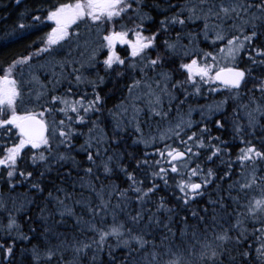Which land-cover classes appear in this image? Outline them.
Masks as SVG:
<instances>
[{
	"label": "snow or ice",
	"instance_id": "snow-or-ice-1",
	"mask_svg": "<svg viewBox=\"0 0 264 264\" xmlns=\"http://www.w3.org/2000/svg\"><path fill=\"white\" fill-rule=\"evenodd\" d=\"M31 2L0 30L47 29L0 61V264H264V0Z\"/></svg>",
	"mask_w": 264,
	"mask_h": 264
},
{
	"label": "trees",
	"instance_id": "trees-1",
	"mask_svg": "<svg viewBox=\"0 0 264 264\" xmlns=\"http://www.w3.org/2000/svg\"><path fill=\"white\" fill-rule=\"evenodd\" d=\"M12 1H13V3H12ZM52 2H55V0H52ZM31 7H33L31 0H27V3H21L19 7H17V5H16V0H0V30L6 29V28L11 30L10 28H12V26L15 24L18 15L25 8H31ZM5 13H7V15H5ZM7 26H9V28ZM35 34H36V36H35ZM21 35H23V37H24L23 39H18L15 37L13 38L12 41L0 39V61H3L10 56H13L14 54H21L23 52L25 46L30 44L31 41L36 39V38H34V36L37 37L41 34H40V32H31L30 35L25 34V33H23ZM109 86L110 85H108V87ZM226 94H227L226 92L221 90L220 95H226ZM115 98L116 97L112 96V98L110 100L113 101ZM246 98L247 97H245V99ZM218 99H219V97H218ZM212 100H215V99H212ZM191 101H192L191 104H197L198 103V102H196L195 99H193ZM205 102L206 101L201 102L199 104H203ZM188 103H190V102L188 101ZM236 103H239V101H236V102H233L232 100L229 101V106L227 108V114L228 115H231L233 108L236 106ZM183 107H184V110L187 111V105H184ZM107 115H108L107 112H105L106 119L103 121L105 124H107L106 121L108 120ZM175 115H176V113H175V111H173L172 116L175 117ZM193 118L199 119L198 114L193 116ZM159 120H160V118L158 117L157 121H159ZM165 123L166 122H161V127H164ZM143 126H144L145 130L147 131L149 126H145V125H143ZM155 128H156V124H155V126H152L153 130H155ZM132 133H133V130H130L129 134L131 135ZM225 136L227 137L228 133H225ZM80 139L81 140L76 141L77 144L82 143L84 137L81 136ZM141 147H143V146L141 145ZM237 147H239V145H237ZM60 150L63 151L64 149L61 148ZM77 155L80 157L81 160L84 159V156L81 155L79 153V151H77ZM80 175L83 176V172H81ZM113 179L119 181L121 183V185L123 186V181L120 180L119 177H114ZM105 182L107 183V181H105ZM18 191L22 192L23 189H18ZM77 210H79V209H77ZM5 215H6V213H4L3 210H0V218H3ZM21 220H23V217H21ZM106 222L110 223L111 219L109 218ZM88 235L91 236L92 234L88 233ZM33 242L35 243L36 241H33ZM71 255H72V253H71V251H69L65 255V259H70ZM85 264H86V262H85Z\"/></svg>",
	"mask_w": 264,
	"mask_h": 264
},
{
	"label": "flooded vegetation",
	"instance_id": "flooded-vegetation-1",
	"mask_svg": "<svg viewBox=\"0 0 264 264\" xmlns=\"http://www.w3.org/2000/svg\"><path fill=\"white\" fill-rule=\"evenodd\" d=\"M12 3H13V1H12ZM201 27H202V24L200 25ZM8 28H9V26H7ZM11 29V28H10ZM44 31H47V29H42L41 30V32H40V34H42V32H44ZM23 34V33H22ZM30 35V34H29ZM35 36H36V34H35ZM34 36V38H36ZM202 46L203 47H205L206 46V43H203L202 44ZM122 47V46H121ZM110 86H109V88H111V84H109ZM112 96H114V97H116L113 101H111L110 99L112 98H110L109 100H108V103H107V108H111L114 104H116L117 102H118V99L120 98V93L119 92H115ZM212 99H215V100H217L218 99V96H216V95H213V96H210V97H206V98H201V99H199V100H196V102H198V103H201V102H204V101H206V100H212ZM190 103H192V101L190 100L189 101ZM141 103V107H142V101L140 102ZM107 124H105L106 125V127H110V125H111V120H112V117L110 116V115H107ZM78 140H81V139H78Z\"/></svg>",
	"mask_w": 264,
	"mask_h": 264
},
{
	"label": "rangeland",
	"instance_id": "rangeland-1",
	"mask_svg": "<svg viewBox=\"0 0 264 264\" xmlns=\"http://www.w3.org/2000/svg\"><path fill=\"white\" fill-rule=\"evenodd\" d=\"M209 43H210V42H209ZM142 100L145 101V102L147 103V98H146V97L143 98ZM112 107H113V106H112ZM112 107H111V108H112ZM142 108L144 109V114L141 116V119H142V120H144V119H148V120L151 122V127H152V126H155L158 117H155V118L151 117L150 114H149V109H148L147 107H145V106H142ZM195 113H196V112H194L193 115H194ZM144 125H145V126H149V124H147V123H145ZM85 131H87V130L85 129Z\"/></svg>",
	"mask_w": 264,
	"mask_h": 264
}]
</instances>
